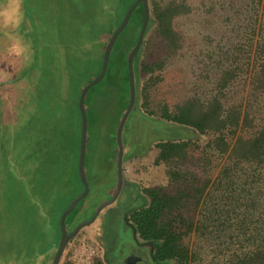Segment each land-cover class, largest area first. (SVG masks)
Returning a JSON list of instances; mask_svg holds the SVG:
<instances>
[{
  "label": "trees",
  "instance_id": "trees-1",
  "mask_svg": "<svg viewBox=\"0 0 264 264\" xmlns=\"http://www.w3.org/2000/svg\"><path fill=\"white\" fill-rule=\"evenodd\" d=\"M96 1L92 0V7L96 8L91 13V22L106 29L109 39L135 0H117V7L114 0H104L106 17L103 13L98 15ZM211 3L216 17V24L211 26L224 24L228 28L217 44L203 51L201 80L208 84L212 77L211 86L191 93L180 103L158 101L162 103L158 116L151 109L154 100L151 88L164 80L161 74H155L163 69L164 58L141 61L143 54L148 52L146 45L151 42L147 35L150 27L155 25V32L166 51L176 52L181 44L174 29V19L193 11V6L187 0L149 2L150 21L134 59L137 96L132 112H141L148 118L158 117L180 130L155 144L158 150L155 164L167 166L168 185L142 188L149 202L132 211L129 220L141 239L157 242L154 256L159 262L264 264V0H213ZM120 8L122 14L119 15ZM144 15V6L140 4L116 40L104 78L88 91L85 99L87 150L92 133L88 110L93 114L97 106L111 115L109 136H100L103 168L106 172L114 171L115 175L107 187H112L113 183L115 187L117 183L116 130L130 98L127 59L138 39ZM87 37L79 35L78 40L70 41L75 64L71 50L64 62L72 65V70H68L70 73L89 64L94 72L91 81L100 73L104 49L95 59L91 46L87 47ZM57 38L61 47L64 40L59 34ZM229 40L231 43L227 46ZM77 47L81 48L75 49ZM38 51L37 48V62ZM61 54L64 56L63 48L58 50V55ZM80 55L88 60L78 66ZM65 64L63 67L67 70ZM140 67L144 74L142 86H139ZM74 85L78 96L63 98L61 93L48 91L42 80H37L36 92L31 94L23 115L11 130L13 149H19V153L13 163L5 160L7 168L12 164L14 171L33 172L37 181L50 180L51 188L44 192L48 193L49 201L52 198V207L59 203L58 193L67 194L79 183L81 187L73 193L69 204L84 190L78 172L81 83L75 80ZM99 121L103 124L101 119ZM93 130L99 135L96 129ZM87 154L88 151L85 168ZM93 180L94 184L89 181V194L68 215L66 225L70 223L71 226L68 230L90 218L103 201L97 200L104 195L106 186L99 185L96 176ZM90 199L91 206L86 204ZM60 215L58 232L61 236Z\"/></svg>",
  "mask_w": 264,
  "mask_h": 264
},
{
  "label": "rangeland",
  "instance_id": "rangeland-1",
  "mask_svg": "<svg viewBox=\"0 0 264 264\" xmlns=\"http://www.w3.org/2000/svg\"><path fill=\"white\" fill-rule=\"evenodd\" d=\"M158 1L166 3L169 0ZM187 1L193 6V11L177 16L173 23L180 36L181 45L177 51H166L162 39L155 32V25H152L147 35V39L151 40L146 45L148 52L147 55L143 54L146 58L141 57L144 62L164 58L163 69L155 72L161 74L164 80L151 88L154 96L151 109L158 116L162 103H180L191 93L200 91L206 85L211 86L212 77L208 84L201 80L203 51L217 44L218 39L228 30L224 24L211 26L216 24L215 10L211 3L213 0ZM105 4L101 0L96 9L104 17L107 16ZM93 8L92 0H0V264H52L61 238L58 232L59 214L68 207L70 203H67L75 195L73 193L81 187L77 183L78 187L73 188V191L58 193L59 203L52 207V198L49 201L46 196L48 193L44 192L51 188V181H37L34 173L29 170L14 171L11 169L12 164L7 168L5 160L13 163L19 153V149H13L11 130L16 127L19 116L23 115L31 94L36 92L37 80H42L48 91L61 93L63 98H76L78 92L75 80L81 83L82 90L93 77L94 72L89 64L81 66L76 73H70L68 70H72V65L64 62L67 52L71 50L75 64V52L73 46L69 45L70 41L78 40L79 35L88 36L90 40L92 33H99L91 29L89 24ZM121 11L120 8L119 15ZM101 31L105 29L101 28ZM35 32L38 37L34 35ZM58 34L64 40L61 47L57 41ZM107 40L108 37L104 44H107ZM37 43L41 48L38 51V62L35 53ZM230 43L229 40L226 45L230 46ZM93 47L99 48L96 45ZM62 48L64 56H59L58 50ZM81 57L78 66L85 59L88 60ZM63 64L67 65V70ZM141 68L139 86L144 83ZM69 110L70 107L67 108ZM88 113L92 133L87 150L86 175L90 183L94 184L93 178L96 176L99 185L106 186L115 175L114 171L106 172L103 168L100 155L103 143L100 136H109L111 115L109 111L105 112L97 106L93 114L89 110ZM140 113L133 111L123 129L126 159L123 160L124 186L119 197L69 242L60 264H117L133 253L139 257L134 264H174L155 259L157 242L141 239L129 215L149 202L142 188L168 185L167 166L155 164L158 154L155 144L168 134L173 135L172 132L179 133L177 130L180 129L158 117H143ZM99 119L103 124L99 123ZM93 129L99 135H95ZM116 186L114 183L112 187L106 186L104 195L98 197L97 201H105L114 193ZM94 191L96 194L97 189ZM86 204L91 206V199ZM67 227H71L70 223Z\"/></svg>",
  "mask_w": 264,
  "mask_h": 264
},
{
  "label": "water",
  "instance_id": "water-1",
  "mask_svg": "<svg viewBox=\"0 0 264 264\" xmlns=\"http://www.w3.org/2000/svg\"><path fill=\"white\" fill-rule=\"evenodd\" d=\"M143 4L145 15H144V21L141 26L138 39L136 41V44L131 49V51L128 54V72H129V85H130V98L128 106L123 113L121 120L118 124L117 130H116V139L118 144V157H117V186L113 193V195L108 198L107 200L100 203L96 210L94 211L93 215L85 220H82L79 222L72 230H68L66 225V220L68 215L75 209V207L78 205V203L84 199L90 192V184L87 179L86 175V169H85V159H86V152H87V139H88V115L86 112V105H85V99L88 91L97 83H99L105 76L109 61H110V55L112 52V49L116 43V40L120 36V34L124 31L126 26L128 25L130 18L135 11V9L140 5ZM150 21V7H149V1L148 0H135L133 4L128 8L126 11V14L120 23V25L117 27V29L113 32V34L110 36L105 49L104 54L102 58V67L100 70V73L94 77L91 81H89L86 85L83 86L79 98V109L81 113V139H80V150H79V159H78V172L80 179L84 185V190L78 194L75 198L72 199L68 207L62 212L60 216V230H61V238L59 242L58 249L56 251V254L54 256L52 264H60L61 258L63 256V253L69 244V242L76 237L80 231L87 225L93 223L97 217L99 216L100 212L107 207L108 205L112 204L114 201L117 200L119 197L123 186H124V173H123V160H124V143H123V129L125 126V123L131 114L135 102H136V96H137V90H136V79H135V72H134V59L135 55L138 52V50L141 48L146 30L148 27ZM133 254H129V256L125 257V261L121 260L117 264H134V261L136 258L139 259V257L135 256L132 257ZM133 259V260H132ZM136 262V261H135Z\"/></svg>",
  "mask_w": 264,
  "mask_h": 264
},
{
  "label": "crops",
  "instance_id": "crops-1",
  "mask_svg": "<svg viewBox=\"0 0 264 264\" xmlns=\"http://www.w3.org/2000/svg\"><path fill=\"white\" fill-rule=\"evenodd\" d=\"M77 1H79V2H81V0H77ZM98 2V4H97V7L101 4V0H97L96 1V3ZM114 2H115V6L117 7V5H118V3H117V0H114ZM93 7H95V6H93ZM96 8V7H95ZM99 11L100 10H98L97 11V13H98V15L100 16V14H99ZM111 13V12H110ZM89 24L91 25V29H93V30H97V32H99V33H92V39H91V41L90 40H88L89 42H88V46L87 47H89V46H91V48H92V51H93V56H95V59H97L96 58V55H98V53L100 52V51H102L103 49H105V47L103 46V44L105 43V41H106V39H107V30L105 29V31H101V27L98 25V24H95V23H92V22H89ZM37 34V37H38V33H36L35 32V34L34 35H36ZM103 34H105V35H103ZM105 36V38L103 39V37ZM95 38H97V40L95 41L94 39ZM108 42V41H107ZM94 45H96V47L98 46L99 48L98 49H96V48H94L93 46ZM106 46V45H105ZM38 49L40 50L41 48L39 47V45H38ZM96 51H97V53H96ZM103 54H104V51H103ZM98 57V56H97ZM102 58H103V56H102ZM42 64L44 65V62L42 61ZM110 173H111V171H109ZM111 175V174H110ZM110 180V179H109Z\"/></svg>",
  "mask_w": 264,
  "mask_h": 264
},
{
  "label": "flooded vegetation",
  "instance_id": "flooded-vegetation-1",
  "mask_svg": "<svg viewBox=\"0 0 264 264\" xmlns=\"http://www.w3.org/2000/svg\"><path fill=\"white\" fill-rule=\"evenodd\" d=\"M132 257H134V259H135V256L134 255H132ZM133 260V259H132ZM137 260V258L134 260V261H131V262H134V263H136L135 261ZM123 261H125V258L123 259Z\"/></svg>",
  "mask_w": 264,
  "mask_h": 264
}]
</instances>
